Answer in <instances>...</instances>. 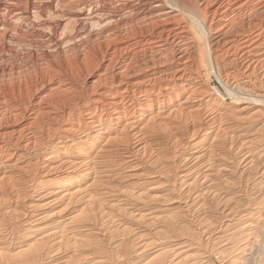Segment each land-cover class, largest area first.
<instances>
[{"label": "bare ground", "instance_id": "1", "mask_svg": "<svg viewBox=\"0 0 264 264\" xmlns=\"http://www.w3.org/2000/svg\"><path fill=\"white\" fill-rule=\"evenodd\" d=\"M214 73L264 105V0H0V264H212L208 213L264 184V110Z\"/></svg>", "mask_w": 264, "mask_h": 264}, {"label": "rangeland", "instance_id": "2", "mask_svg": "<svg viewBox=\"0 0 264 264\" xmlns=\"http://www.w3.org/2000/svg\"><path fill=\"white\" fill-rule=\"evenodd\" d=\"M210 84L212 85L211 87H213V88L214 87H219L223 91V93L225 94V99H226V102L225 103H227L228 105H230V104L233 105L234 104L235 106L234 105L233 106L236 107V108H239V107L242 108L245 105V107H247L250 110V114L248 116H251L253 114L255 115L259 111L261 112L262 110H264L263 103H260L259 101H258L259 103L256 102V101H252V100L250 101L249 97H247V99L249 101L247 99L243 100L242 98L240 99V102H239V100L238 101H233L234 100V99H232L233 97L230 96L227 93L226 87H225L224 83H222V81L217 77V75L215 73L212 75V78L210 80ZM232 87L235 90L237 86H235V84H234ZM237 89H239V88H237ZM242 92L244 93V91H242ZM248 92L249 91H246L245 93H248ZM250 93H253V92H250ZM244 95L245 94H243V96H241V97L245 98L246 95L245 96ZM256 96H259V94L257 93ZM253 102H256V103H253ZM256 110H257V113H256ZM247 133L249 134V136H251V134H252V136L253 135H256L254 131H253V133H251V132H247ZM259 165L261 167L262 164H259ZM253 171L254 170H252V167L251 168H248V169L247 168L246 169L244 168V169L241 170L242 173L240 175L239 174H235L234 175V180H235V185L234 186L235 187L233 186V188H232L231 191L236 192V191H239L240 190L239 192H236V194H233V195L231 193L228 194V192L227 193L226 192H223L221 194V198L224 196L222 199H224V200L226 199L225 201H227V202H224V201L222 202L223 205H224V203H226L225 206H226V209L227 210L225 208L223 210L222 209H219V208L218 209H215L216 211L209 212L210 214L208 213L209 216L206 219L205 218H202L204 216L203 213H199V216H200V214L203 215V216H200L202 219H205L206 221H208L207 222L208 224L205 222V220H204V222L202 224H205L206 223L207 224V225H205L206 227L211 226L210 227V231L212 233V236L214 238H217L215 240V241H217V243L216 242H211V241H208L209 243H207L206 238L209 235H207V236H201V235H199V236L202 237V240L205 242L204 243L205 246L203 247V251H207V252H205V255L209 257V259L211 260L212 264H222V263H226L227 261L231 260V258L233 257V255L237 254V251L235 250V247H238L240 244H242L243 242H245V241H242L243 236L238 231L241 228V226H238L237 224L247 225L249 223L248 220H249L250 217H249L247 211H249L250 208H261L262 209V212H263V215H264V209H263L264 206L261 205V207L260 206L257 207L255 205H253L254 203L257 202V198L264 197V184H261L260 185L259 182H258L259 179L262 178V176L259 175V174L258 175L256 174V176H255L253 174L254 173ZM249 174L252 175V176H250V178H248V175ZM236 183H238V185ZM242 183H243V185H242ZM245 185H247V186L245 187ZM242 186H244V187L241 188ZM230 208H232V209L234 208V210H233L234 212L232 211L233 213L232 212L229 213V211H230L229 209ZM177 210L175 208V211H177ZM240 212H243V213L239 214ZM244 214H246V215H244ZM175 215H177V214H175ZM245 216H246V218H245ZM238 217H241L243 220L240 219V218H238ZM257 217H258V215L255 216V218H257ZM262 217H264V216H262ZM262 217L259 218V219L263 220L264 218H262ZM208 218H209V220H208ZM190 219H192V218H190ZM238 219H240V220H238ZM231 221H232V223H235L238 227L235 226V224H231ZM235 221H238L239 223L238 222H235ZM263 221H262V226H264V222ZM210 222H213L215 224L216 223L217 224L226 223V224H228V225L230 224V225H229V227L228 226H224L223 229H221V230H220L221 227L218 228L219 230L218 229L215 230V225H212V224L209 225ZM194 224H195V222H192L191 223L190 226H193V227H190V229H191L190 231L197 233V232H199L200 229L196 228V224L195 225ZM135 227H137V228H135L134 233L135 232H138V233L140 232V233L137 234V237L134 238V245H136V243H138L141 240H146V239H150V238L155 237L151 232H149V230H147L145 228V225L144 224H142V226H139L138 227V225H137ZM211 229L213 231L215 230V232L213 233V231ZM220 234H222V235H220ZM158 237L160 238L161 241H165L166 242V241L169 240V238H162L161 236H158ZM229 237H230V240L228 239ZM262 237H264V231H263V234L261 236H259V237H252V238H249L247 240V242H249V243L247 244V247H246L247 250L244 252L245 253V258L242 259V261H241L242 264H250V263L251 264H261V263L264 264V253H263L264 252V249H261L262 246L264 247V238L262 239ZM261 240H263V241H261ZM231 246L234 247V248L231 249ZM250 251H251V253H250ZM131 255H132L131 256V259L132 258L134 259L132 264L138 263V262H140L143 259L142 256L136 255V253H134V252ZM260 255H261V257H260ZM258 261L259 262L261 261V262L259 263Z\"/></svg>", "mask_w": 264, "mask_h": 264}]
</instances>
